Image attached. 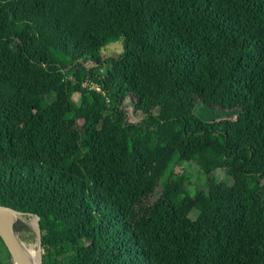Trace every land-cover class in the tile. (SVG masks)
Masks as SVG:
<instances>
[{
    "label": "trees",
    "instance_id": "obj_1",
    "mask_svg": "<svg viewBox=\"0 0 264 264\" xmlns=\"http://www.w3.org/2000/svg\"><path fill=\"white\" fill-rule=\"evenodd\" d=\"M0 205L42 264H264V0H0Z\"/></svg>",
    "mask_w": 264,
    "mask_h": 264
},
{
    "label": "rangeland",
    "instance_id": "obj_2",
    "mask_svg": "<svg viewBox=\"0 0 264 264\" xmlns=\"http://www.w3.org/2000/svg\"><path fill=\"white\" fill-rule=\"evenodd\" d=\"M98 54L101 59H106L109 56L116 55L121 51V39L116 32H111L110 36L103 39L98 46ZM105 65L97 69L100 74L104 73ZM79 80L83 83L87 81V74L84 70L78 74ZM244 98L238 93L230 90H225L224 87H215L211 92L208 99L193 100L191 107V114L194 118H197L201 123L219 125L222 122H230L236 116L240 106L242 105ZM124 107L128 108L130 103L125 102ZM189 166V165H188ZM192 167V166H191ZM195 170V168H194ZM202 179L203 176L199 175ZM223 177V169L216 171L217 180H221ZM22 222L27 224L35 233L36 223L35 217L24 219L22 216L19 217ZM21 242L27 247L34 250L37 249L34 238L30 237L26 232H21ZM24 237V239H23ZM58 248H61L60 246ZM4 248L0 247V257L4 263L13 264L10 255ZM37 251V250H36ZM39 263L41 262V255L39 254Z\"/></svg>",
    "mask_w": 264,
    "mask_h": 264
},
{
    "label": "water",
    "instance_id": "obj_3",
    "mask_svg": "<svg viewBox=\"0 0 264 264\" xmlns=\"http://www.w3.org/2000/svg\"><path fill=\"white\" fill-rule=\"evenodd\" d=\"M19 216L20 214L16 212L14 209L0 205V240L5 246L8 254L10 255L13 264H28L27 260L25 259L23 250L21 248V244L18 240V236L13 230V224L16 221V219H19ZM35 236H36L37 254L39 258L40 241H39L37 223L35 228Z\"/></svg>",
    "mask_w": 264,
    "mask_h": 264
},
{
    "label": "bare ground",
    "instance_id": "obj_4",
    "mask_svg": "<svg viewBox=\"0 0 264 264\" xmlns=\"http://www.w3.org/2000/svg\"><path fill=\"white\" fill-rule=\"evenodd\" d=\"M20 244H21V248L23 250L25 259L27 260L28 264H40L39 260H38V254H37V249L34 250L32 248H27L22 242L21 240L18 238Z\"/></svg>",
    "mask_w": 264,
    "mask_h": 264
},
{
    "label": "built area",
    "instance_id": "obj_5",
    "mask_svg": "<svg viewBox=\"0 0 264 264\" xmlns=\"http://www.w3.org/2000/svg\"><path fill=\"white\" fill-rule=\"evenodd\" d=\"M82 82V81H81ZM83 83V82H82ZM83 84H85V83H83ZM92 87L95 89V90H98V87L97 86H94V85H92Z\"/></svg>",
    "mask_w": 264,
    "mask_h": 264
}]
</instances>
